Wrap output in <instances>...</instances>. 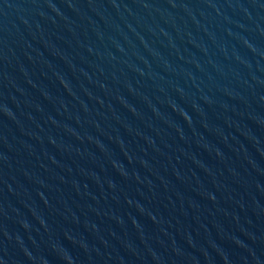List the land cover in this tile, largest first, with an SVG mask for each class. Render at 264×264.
<instances>
[{
  "label": "water",
  "instance_id": "1",
  "mask_svg": "<svg viewBox=\"0 0 264 264\" xmlns=\"http://www.w3.org/2000/svg\"><path fill=\"white\" fill-rule=\"evenodd\" d=\"M0 264H264V0H0Z\"/></svg>",
  "mask_w": 264,
  "mask_h": 264
}]
</instances>
